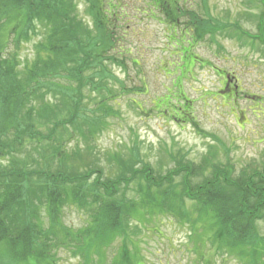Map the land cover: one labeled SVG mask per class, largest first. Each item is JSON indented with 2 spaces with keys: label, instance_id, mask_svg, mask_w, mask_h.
I'll list each match as a JSON object with an SVG mask.
<instances>
[{
  "label": "trees",
  "instance_id": "trees-1",
  "mask_svg": "<svg viewBox=\"0 0 264 264\" xmlns=\"http://www.w3.org/2000/svg\"><path fill=\"white\" fill-rule=\"evenodd\" d=\"M83 1L92 28L77 15L72 0H0V156L8 148L13 152L25 140L31 144L46 141L51 156L48 165L55 159L61 165L57 171L24 164L0 168V264H56V252L60 249L77 256L81 264L91 263L94 257L97 258L94 264L102 263L104 248L119 231L127 229L133 217L142 214L170 215L191 224L208 222L213 243L227 252L236 251L238 257L249 254L248 244L258 245L260 249L264 239L257 236L256 222H264V168L234 178L228 166L208 167L215 159L214 151L202 155L199 163L182 162L183 155H180L181 161L174 160V166L160 175L150 166L135 165L139 159L136 151L124 160L120 158L123 151L118 149L111 160L125 162H121L124 165L119 166L115 178L102 180L99 169L87 170L85 174H79L76 169L66 171L67 159L78 153L73 147L66 148V143L79 136L90 150L97 133L95 125L87 126L85 132L75 129L74 123L80 115L89 119L78 108L75 92L82 83L95 86V82L100 84L112 78L104 61L112 60L114 54H124V47L120 45V16L116 13L119 0ZM174 1L180 2L151 0L149 4H154L153 8L174 26V31L181 24L179 19L187 17L177 36H191L198 42L206 34L222 31L231 36V31H236L235 37L240 34L257 41L264 50V0H258L262 10L255 16L257 32L254 34L242 30L236 23L203 21L188 8L173 7ZM36 22L43 27L47 25V36L37 44L33 61L19 68L14 54L8 51L9 43L16 46L29 33L34 34ZM252 45L257 46L254 42ZM178 47L185 59H189L181 65L184 74L186 65L196 56L189 43ZM113 93L108 92L105 97L110 100ZM49 94H57L62 99L66 96L68 100L75 97L68 116L59 115L57 102L64 105V101L52 102ZM184 97L181 100L185 103H180L183 106H170L174 113L169 115L175 120V113L186 117L189 103ZM96 109L105 112V98L96 100ZM36 123L46 132L37 129ZM207 168H210L209 176L202 175L201 181L194 183V177ZM132 183H135L133 197L126 191ZM68 202L80 208H94L93 222L76 229L63 225L60 211ZM192 214L195 216L191 217ZM122 254L125 252L120 251L109 264H131Z\"/></svg>",
  "mask_w": 264,
  "mask_h": 264
},
{
  "label": "rangeland",
  "instance_id": "rangeland-1",
  "mask_svg": "<svg viewBox=\"0 0 264 264\" xmlns=\"http://www.w3.org/2000/svg\"><path fill=\"white\" fill-rule=\"evenodd\" d=\"M72 1L76 4L77 15L92 28L84 1ZM119 2L116 13L120 16V45L124 47V54H114L112 60L104 61L112 78L100 84L95 82V86L82 83L75 92L76 99H79L78 108L89 117L80 115L74 123L75 129L85 132L87 126L95 125L97 133L90 150L79 136L66 143V148L78 150L74 157L67 159L66 171L76 169L79 174H85L87 170L99 169L102 180L115 178L121 162H125L111 160V155L118 149L123 151L120 158L124 160L132 151H136L139 161L135 165L150 166L160 175L171 169L174 160H180V155H183L182 162L199 163L202 155L214 151L215 159L208 167L212 164L228 166V169L232 168L234 178L241 173L244 176V173L262 170V46L257 41L240 37V34H237L240 39L235 37L236 31H231V36L222 31L206 34L198 42L187 36L182 44L189 43L196 57L186 65L183 74L180 63L183 59L186 62L189 59H185L184 55L183 59L180 58L177 35L185 26L180 27L187 22V17L179 19L181 24L174 31V26L168 27L164 16L157 8H153L151 0ZM178 3L172 2L173 7L180 5L188 8L189 12H196L203 21L236 23L251 34L257 32L255 16L262 10L258 0H180ZM47 33V25L43 27L36 22V31L34 34L29 33L26 40L21 39L16 46L9 41L8 51L14 54L19 68L33 61L37 44L44 42ZM252 42L261 48L253 46ZM219 70L234 76L240 91L224 98L218 96L217 90L222 82ZM108 92H114L110 100L105 97ZM183 93L184 98L190 100L187 114L185 118L175 120L169 115L170 112L174 113L170 111V106L185 103L179 99ZM49 95L52 102L57 99L64 101V105L57 102L61 111L59 115L68 116L75 97L68 100L66 96L62 99L57 94ZM101 97L105 98V112L96 109V100ZM180 109L183 110V107ZM55 118H58L57 115ZM35 127L46 132L38 123ZM69 128L67 133L70 132ZM62 133L65 134V131ZM21 144L13 152L6 149V154L0 156V168L24 164L34 169H61L56 159L49 161L48 165L51 156L46 141L31 144L25 140ZM209 145L214 148L209 150ZM209 173L210 168H207L201 175L192 178L193 182L199 183L201 176H209ZM134 188L135 183L128 186L126 191L129 196H135ZM188 204L186 202L190 210ZM94 210L91 206L80 208L68 202L61 208V221L63 225L74 229L86 226L93 222ZM43 213L41 217L45 219ZM256 223L257 236L260 240L264 239V222ZM207 226L208 222L191 224L163 214L135 216L129 221L127 229L119 231L110 245L104 248L105 259L97 264L111 263L120 251L125 252L122 255H126L127 262L131 264H264V242L260 249L258 245L248 244L249 254L245 258L238 257L236 251L227 252L213 243ZM55 261L56 264H81L77 256L61 249L57 250ZM95 261L96 257L88 264H94Z\"/></svg>",
  "mask_w": 264,
  "mask_h": 264
},
{
  "label": "flooded vegetation",
  "instance_id": "flooded-vegetation-1",
  "mask_svg": "<svg viewBox=\"0 0 264 264\" xmlns=\"http://www.w3.org/2000/svg\"><path fill=\"white\" fill-rule=\"evenodd\" d=\"M224 76L225 74L222 77ZM228 76H229L228 81L224 77L226 83H223L222 86L218 88V92L222 97H225L227 94H234V92L236 93L240 91L239 84L237 83V80L234 78V76H232L231 74ZM175 114H176L175 117L179 119L183 118V114L181 113H175Z\"/></svg>",
  "mask_w": 264,
  "mask_h": 264
}]
</instances>
